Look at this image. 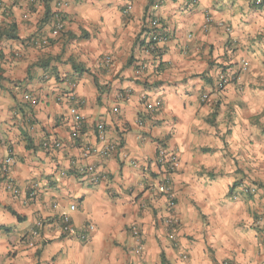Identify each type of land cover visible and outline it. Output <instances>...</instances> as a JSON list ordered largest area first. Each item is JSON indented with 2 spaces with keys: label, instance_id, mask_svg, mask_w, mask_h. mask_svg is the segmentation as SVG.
<instances>
[{
  "label": "crops",
  "instance_id": "obj_1",
  "mask_svg": "<svg viewBox=\"0 0 264 264\" xmlns=\"http://www.w3.org/2000/svg\"><path fill=\"white\" fill-rule=\"evenodd\" d=\"M57 1L0 0V264H264V0ZM152 18L166 41L160 63L137 74ZM223 72L236 81L217 91ZM108 143L109 157L84 156ZM159 148L179 160L172 210ZM90 165L103 181L80 173ZM65 214L77 233L94 226L86 241L61 235Z\"/></svg>",
  "mask_w": 264,
  "mask_h": 264
},
{
  "label": "built area",
  "instance_id": "obj_2",
  "mask_svg": "<svg viewBox=\"0 0 264 264\" xmlns=\"http://www.w3.org/2000/svg\"><path fill=\"white\" fill-rule=\"evenodd\" d=\"M30 1L33 2L34 0H30ZM254 3L259 5L261 3V0H255ZM188 4L190 7H195L198 5V0H189ZM65 6H66L65 2L62 0H58L56 2V7L59 10H62ZM53 18H54V24L52 27L53 29L52 33L54 35H59L62 33L64 29L62 17L59 13H55ZM212 22H213L212 18L208 14H205L203 28L207 29L209 26L212 25ZM218 26L221 27L226 33L230 32V28L226 26L225 24L221 23V24H218ZM147 28H148V31L147 32L145 31L142 34L140 41H138L137 43V46H139L140 55H142L143 58L146 59V61L141 60V62L139 63L137 67L138 68L137 74H142L146 70L147 66H150V64L152 63H156V64L160 63V56L162 54L163 44L166 41L165 34L161 32L160 23L158 19L156 18L149 19L147 23ZM46 43L47 41L44 40L43 44H46ZM103 61L105 64H109L111 62V58L106 57L103 59ZM248 68H249L248 63L246 61H241L239 65L238 73H245L248 70ZM235 81H236V76H234L233 74L227 73V72L220 73L216 81L217 91L223 90L226 86L234 83ZM147 98L148 96L146 95L142 97L143 101L146 103V108L149 109V111L160 109L161 104L159 100H154L152 103H149L147 102L148 101ZM26 99L28 98L26 97ZM205 99H206V96H202V100H205ZM69 114L72 117L75 127H76L75 131L72 132L71 137L76 138L78 136V131L80 130L82 126L81 125L82 118L80 114L78 113L76 105L69 108ZM97 131L99 135H102L104 133V126L102 124H97ZM41 145L44 149H47V150L48 149L50 150L58 149L61 147V143L57 141L52 142V143L44 141L42 142ZM114 148H115V145L110 144V143L102 146V148L100 149H96L94 147H86L84 156L94 155L99 158H107L113 152ZM155 160H156L157 165L165 167L166 169L165 170L166 174H164L163 179H162V193L166 200L168 210H172L174 208L175 197H174V193L171 187L170 174L173 171L177 170L179 167L178 157L173 153L172 154L169 153L164 148H159ZM10 164H11V159H6V161L4 162V170L8 166H10ZM80 173L88 177L91 184L92 183L98 184L100 181H103L104 179L103 176H98L95 174L96 167H94L93 165L84 167L83 169L80 170ZM8 189H10L13 194L15 195L18 194V191L15 188H13L11 185H8ZM238 189L241 194H246V195H252V194H255L256 192L255 187L246 186L243 184H240L238 186ZM28 195H29V198L35 197L34 190L30 191ZM74 209H75L74 205H71L69 207L70 211H73ZM166 223L171 229L172 234H174L176 227L178 226L177 218L169 217L166 220ZM59 225H60L61 235L71 236V235L76 234L77 238L80 241H86L88 234L94 230V226L89 224L81 232L79 233L75 232L73 224L68 214L62 215L60 217ZM41 227H42V222L39 220L35 223L31 236L32 237L38 236L39 230L41 229ZM131 235L134 238H138L139 231L136 227L131 228ZM182 258L186 259V255L183 254Z\"/></svg>",
  "mask_w": 264,
  "mask_h": 264
},
{
  "label": "trees",
  "instance_id": "obj_3",
  "mask_svg": "<svg viewBox=\"0 0 264 264\" xmlns=\"http://www.w3.org/2000/svg\"><path fill=\"white\" fill-rule=\"evenodd\" d=\"M45 11H46L45 15H47V6L46 5H45ZM161 261H162V264H167V262L165 261L163 256H161Z\"/></svg>",
  "mask_w": 264,
  "mask_h": 264
}]
</instances>
